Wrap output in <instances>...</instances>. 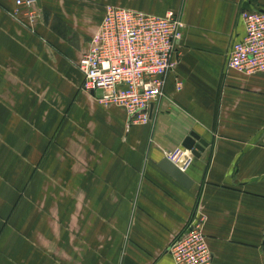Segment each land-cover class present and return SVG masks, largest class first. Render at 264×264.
<instances>
[{"label": "crops", "instance_id": "obj_1", "mask_svg": "<svg viewBox=\"0 0 264 264\" xmlns=\"http://www.w3.org/2000/svg\"><path fill=\"white\" fill-rule=\"evenodd\" d=\"M108 4L184 23L148 123L81 88ZM14 7L0 0V264H175L167 247L196 205L211 264H264V71L226 68L240 10L264 0H36L32 26Z\"/></svg>", "mask_w": 264, "mask_h": 264}, {"label": "built area", "instance_id": "obj_2", "mask_svg": "<svg viewBox=\"0 0 264 264\" xmlns=\"http://www.w3.org/2000/svg\"><path fill=\"white\" fill-rule=\"evenodd\" d=\"M35 3L15 0L12 16L21 18L19 10L25 9L23 23L32 26L38 17ZM239 17L245 33L233 44L226 68L245 74L264 71V11L242 9ZM183 27L173 11L156 15L106 5L87 49L76 62L83 76L82 90L95 93L99 103L123 107L128 124L148 123L150 105L163 95L166 74L179 60ZM180 86L177 81L176 88ZM202 222L196 205L167 247L175 264H211Z\"/></svg>", "mask_w": 264, "mask_h": 264}, {"label": "water", "instance_id": "obj_3", "mask_svg": "<svg viewBox=\"0 0 264 264\" xmlns=\"http://www.w3.org/2000/svg\"><path fill=\"white\" fill-rule=\"evenodd\" d=\"M207 145L206 141L200 138L195 132H190L182 142V146L190 150L193 158L199 157L204 147ZM159 166L166 172H168L173 178H175L183 186L188 187L192 179L185 170L180 169L169 157L164 156L158 163ZM264 248V240H263Z\"/></svg>", "mask_w": 264, "mask_h": 264}]
</instances>
